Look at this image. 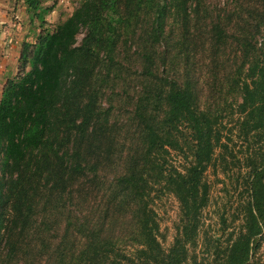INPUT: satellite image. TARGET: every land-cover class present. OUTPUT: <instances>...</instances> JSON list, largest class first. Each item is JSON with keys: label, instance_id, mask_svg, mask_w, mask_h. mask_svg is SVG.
<instances>
[{"label": "trees", "instance_id": "16d2710c", "mask_svg": "<svg viewBox=\"0 0 264 264\" xmlns=\"http://www.w3.org/2000/svg\"><path fill=\"white\" fill-rule=\"evenodd\" d=\"M47 1L25 0L41 26ZM233 1L81 0L23 43L0 99V264H255L264 0ZM130 88L131 126L116 129L101 98ZM235 139L249 146L237 158L247 199L223 246L217 233L202 241L207 172L236 163ZM167 194L179 203L169 246L157 210Z\"/></svg>", "mask_w": 264, "mask_h": 264}, {"label": "rangeland", "instance_id": "374dc122", "mask_svg": "<svg viewBox=\"0 0 264 264\" xmlns=\"http://www.w3.org/2000/svg\"><path fill=\"white\" fill-rule=\"evenodd\" d=\"M81 0H51L44 5L51 6L53 10L45 14L47 24L40 25L39 19L28 11L24 0H7L0 2V99L3 95L4 85L9 77H16L20 71V54L25 41L33 42L37 34L47 28L53 30L60 22L66 19L78 6ZM214 8L226 11L234 5L233 0H209ZM231 1V2H230ZM261 2V1H260ZM172 26L174 23L171 21ZM83 34L79 35V40ZM18 41H14V40ZM17 45V46H15ZM208 43L205 45L207 51ZM228 54H232L230 49ZM201 84L205 87V70H201ZM129 91L113 92L108 90L101 98V108L106 109L109 105H114V115L111 120L113 126L118 129L130 128L132 119L133 98ZM121 93V94H120ZM223 106V104H222ZM231 146L238 155L234 159L235 164L229 161L228 169L222 171L221 167L210 168L207 172V180L211 184V202L204 211L205 224L202 229V241L206 234L217 233L223 246L234 229L241 226V220L235 219L240 213L241 204L247 199L245 191V168H239L237 158H243V151L249 148L248 143L242 139H235ZM219 165V164H218ZM2 167L0 165V176ZM157 210L161 223V232L164 237L165 246H169L175 235V226L179 218V203L175 196L167 194L157 202ZM201 241V242H202ZM204 247L201 246V249ZM255 264H264V242L257 252Z\"/></svg>", "mask_w": 264, "mask_h": 264}, {"label": "crops", "instance_id": "0c3cea01", "mask_svg": "<svg viewBox=\"0 0 264 264\" xmlns=\"http://www.w3.org/2000/svg\"><path fill=\"white\" fill-rule=\"evenodd\" d=\"M4 1H6V2H7V0H4ZM0 2H2V0H0ZM24 2H25V0H24ZM14 41H18V40H16V39H15ZM15 46H17V45H15Z\"/></svg>", "mask_w": 264, "mask_h": 264}]
</instances>
